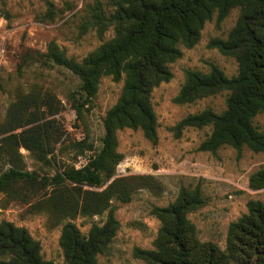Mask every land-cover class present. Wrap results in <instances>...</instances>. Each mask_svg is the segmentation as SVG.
Segmentation results:
<instances>
[{"label": "trees", "instance_id": "16d2710c", "mask_svg": "<svg viewBox=\"0 0 264 264\" xmlns=\"http://www.w3.org/2000/svg\"><path fill=\"white\" fill-rule=\"evenodd\" d=\"M234 8L239 9L236 25L226 39L213 38L209 46L235 57L238 73L228 76L215 64L208 72L187 69L175 98L178 103H191L227 91L226 108L190 113L172 129L180 135L186 127L211 125L212 132L201 142V150L216 152L231 145L239 151L246 146L264 153V130L254 123L255 117L264 113V0H106L105 4L96 0L89 5L90 17L84 26L96 29L100 36L112 27L114 35L109 40L82 61L67 57L56 42L31 56L41 65L67 68L79 78L80 96L71 95L78 112L95 97L102 77L124 80L119 99L106 113L100 148L81 167L63 165L52 177L25 168L21 148L36 161L51 163L52 137L60 129L54 125L55 119L46 118L47 109L59 110L50 94L27 95L13 102L0 127V160L4 163L0 193L12 200L26 199L37 190L51 188L49 209L61 222L68 219L60 236L68 264H99L98 255L107 250L119 228L112 200L128 202L140 188L151 184L150 175H127L115 177L101 189L123 158L117 150L118 131L141 129L150 141H158L153 89L173 77L170 64L182 56L181 46L194 47L208 20L216 14L220 22ZM72 144L80 152L92 148L86 140ZM250 186L264 188V167L252 173ZM205 201L200 186H183L174 201L155 206L153 212L161 221L155 247H137L136 256L147 264H264V201L250 200L248 211L230 224L225 249L200 240L188 217ZM106 211L107 220L93 223L88 234L73 221ZM0 264L53 262L43 257L41 243L26 227L3 219Z\"/></svg>", "mask_w": 264, "mask_h": 264}, {"label": "rangeland", "instance_id": "374dc122", "mask_svg": "<svg viewBox=\"0 0 264 264\" xmlns=\"http://www.w3.org/2000/svg\"><path fill=\"white\" fill-rule=\"evenodd\" d=\"M95 1L0 0V77L3 82L0 127L10 105L27 95L50 94L55 98L54 107L59 109H47L46 114L47 119H55L54 125L60 129V133L52 137L51 163L38 162L26 149H20L25 168L37 170L41 176L52 177L63 165L81 167L95 155L104 135L106 113L122 93L124 80L104 76L95 97L78 112L71 95L80 96L77 94L79 78L67 68L44 66L31 58L56 42L67 57L82 61L109 40L114 35L112 27L100 36L96 29L84 26L90 17L89 5ZM101 1L106 3V0ZM105 9L108 12L107 6ZM238 16L239 9L234 8L220 22L216 14L208 20L194 47L181 46L182 56L170 64L173 77L153 89L152 104L158 123L156 143L146 138L141 129L126 127L118 131L117 150L123 158L101 189L117 176L150 175L153 178L151 184L140 188L130 201L112 200L119 228L107 250L98 255L99 264H147L136 256L135 249L155 247L161 221L153 208L174 201L183 186L201 187L205 204L188 217L195 223L200 240L213 241L222 249L227 246L230 224L248 211V202L264 201V188L250 186L252 173L264 167L263 152L246 146L239 151L231 145L221 146L216 152L201 150V142L212 132L211 125L186 127L180 135L172 129L190 113L206 108L222 112L226 108L227 91L191 103H178L175 98L185 82L187 69L208 72L215 64L228 76L238 73L235 57L209 46L213 38L228 37ZM254 123L264 130V113L258 114ZM81 140H86L92 148L84 152L74 149L72 143ZM3 164L0 160V168ZM50 192L49 187L31 193L26 199L15 200L0 193V220L26 227L41 243L46 260L68 264L60 244L62 227L68 219L61 222L49 209ZM107 216L108 211L78 216L73 221L82 233L88 234L93 223L103 224Z\"/></svg>", "mask_w": 264, "mask_h": 264}]
</instances>
